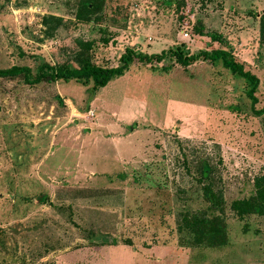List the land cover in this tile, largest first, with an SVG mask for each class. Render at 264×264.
<instances>
[{
    "label": "rangeland",
    "instance_id": "1",
    "mask_svg": "<svg viewBox=\"0 0 264 264\" xmlns=\"http://www.w3.org/2000/svg\"><path fill=\"white\" fill-rule=\"evenodd\" d=\"M175 1L104 0L99 23L45 38L41 17L73 20V0H0V69L34 71L77 38L92 42V61L104 67L125 47L221 49L257 78L255 107L264 106V0H183L188 26ZM169 65L132 63L90 100V85L73 81L0 84V264H264V216L226 210L215 247L176 230L179 213L206 206L184 154L217 144L225 202L246 198L264 172V118L249 110L246 83L219 64ZM39 194L45 204L25 202ZM101 235L116 245L91 243Z\"/></svg>",
    "mask_w": 264,
    "mask_h": 264
},
{
    "label": "trees",
    "instance_id": "2",
    "mask_svg": "<svg viewBox=\"0 0 264 264\" xmlns=\"http://www.w3.org/2000/svg\"><path fill=\"white\" fill-rule=\"evenodd\" d=\"M8 2L9 0H2ZM104 0H73V20L46 15L41 17V26L44 29L45 38H52L56 30L67 24L75 23H99ZM1 7V6H0ZM185 7V8H184ZM178 13L177 21L181 26L189 25L188 12L183 0H177L174 4ZM183 10L182 12V9ZM194 31L201 33L198 22L195 23ZM212 41H219L220 37L209 34ZM258 42L264 47V14L258 18ZM91 41L74 39L73 46L59 50L58 55H52V62H41L34 71L27 66H11L0 69V84L5 81H17L24 87H33L39 84H53L56 82L73 81L87 86L86 93L89 100L93 94L106 86L112 79L121 77L132 63L142 65L161 64L164 69L174 63L182 69L200 61L206 64H219L223 69L242 79L246 83L244 95L249 101V110L255 116H263L264 106L256 108L255 96L258 80L249 71L243 69L241 63L225 50H199L188 53L182 46H176L160 51L158 54H143L125 47L119 55L117 63L113 67L96 65L91 58ZM169 62L163 66V62ZM221 158L219 146L212 144L209 152L192 149L190 155L184 154L181 167L184 174L189 176L190 184L198 190L200 198L206 205L204 210L184 211L178 214L176 230L186 231L190 234V244L194 246L215 247L225 241V212L230 211L238 219L245 216H264V172L252 179L251 194L242 199L232 200L226 203L223 198L221 183ZM47 201L43 194L25 199L27 203L45 204ZM96 245H116V240L107 235H101L94 242Z\"/></svg>",
    "mask_w": 264,
    "mask_h": 264
}]
</instances>
